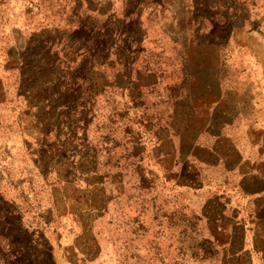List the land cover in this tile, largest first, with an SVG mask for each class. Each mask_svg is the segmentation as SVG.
Wrapping results in <instances>:
<instances>
[{"label":"rangeland","instance_id":"rangeland-1","mask_svg":"<svg viewBox=\"0 0 264 264\" xmlns=\"http://www.w3.org/2000/svg\"><path fill=\"white\" fill-rule=\"evenodd\" d=\"M172 147L186 187L151 159ZM70 162L131 197L67 239L46 175ZM259 170L264 0H0V264H246L212 188L262 204Z\"/></svg>","mask_w":264,"mask_h":264},{"label":"crops","instance_id":"crops-1","mask_svg":"<svg viewBox=\"0 0 264 264\" xmlns=\"http://www.w3.org/2000/svg\"><path fill=\"white\" fill-rule=\"evenodd\" d=\"M169 141L172 142V140ZM112 150L113 153L111 154H114V152L119 149L114 147ZM216 155L218 156V160L210 163L207 162V164L211 166L220 164L225 166V168L230 167L223 162L222 157L219 154L216 153ZM153 157L154 156H152L151 159L155 160L154 164L160 166L161 171H163L166 175V181L164 182L165 185L169 184V187L173 186V188L176 186L186 187V182L182 181L181 179L177 180V178H179L178 175H180V171L179 169L177 170L176 167V163L178 162L175 161L176 153L173 147L171 148V151L165 149V153L162 155V157L159 155L155 156L154 158ZM193 157L198 158L196 154H194ZM188 163L183 162V165L189 166L192 162L189 161ZM245 163V169L251 172V169L248 167V165H251V162ZM65 169L67 170L65 173L60 172V170L55 171V173L51 171V173L46 175L49 180L47 181V185L52 184L51 181H54V187L51 188V190L53 189L56 194L54 197L55 201H52V203L58 210L61 211L59 215V226L57 224H55V226L52 225L53 227L51 228V234L59 232L62 233L63 238L67 239L71 238V235L75 231H79L81 234L86 231V234H89L90 228L88 227L84 229L83 222L81 221L80 223V217L83 216L86 211H90L91 217L87 215L88 217L92 219H98L99 217H104V215L106 216L110 209L115 210V207H121L122 209L126 208V206L122 205V203H126L131 196L126 194L127 184L124 182L123 175L119 172L112 171L111 174H102L101 170L96 168H92L90 171H80L79 168L76 167V164L72 162L68 163V165L65 166ZM244 173L245 174L240 176L243 177V179L247 177L246 172ZM251 174H253L250 176L251 178L261 181V186L257 196L263 201L262 204H260L258 201H255V199H252V197L248 195L243 188L239 187L236 191L234 190L231 195V199L234 200L232 203L234 207L229 209V201L227 199L225 201L222 200V198L225 199V193H221V191L215 187L212 188V190L215 196L214 198L217 199L216 201H221V204H223V216H221V221L223 220L224 215L225 218L228 216V211H233V215L228 216L229 220L225 222V224L230 225L241 232L240 236H238L239 247L236 251H234L233 254H231V257L234 256L233 258H240L241 260L245 261L246 264H264V171L259 170L256 173ZM156 175H159L158 172L152 170L151 176L153 179H155ZM243 179L240 183L241 185L244 182ZM203 182L199 188L203 186ZM197 183L199 185L200 182L197 181ZM217 183H219V181H217L215 184ZM240 184H237V186ZM64 187L80 191L88 190L90 192V199L87 198L85 201L80 202L81 204H77L72 195L64 194L65 200L63 199L62 201H59L58 192ZM191 190L194 192V189L191 188ZM101 194L103 196H101ZM47 201H50V205L52 204L49 196L47 197ZM77 210H80L81 212L78 213ZM134 221L135 224L138 222L137 220ZM225 224L220 221H216V225ZM37 227L39 230H45V228H47L45 225L42 226L40 222H38ZM81 227L84 229L83 231L81 230ZM59 228H61V230ZM74 240L75 239L72 237V241ZM206 240L211 241L210 238ZM75 247H79L78 244H72L70 246L68 245L66 248L69 252L73 253L76 251ZM139 250L142 249L140 248ZM99 255L100 252H97V254H92L90 257L92 256L93 261ZM103 257L105 256L103 255Z\"/></svg>","mask_w":264,"mask_h":264}]
</instances>
